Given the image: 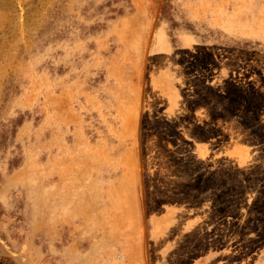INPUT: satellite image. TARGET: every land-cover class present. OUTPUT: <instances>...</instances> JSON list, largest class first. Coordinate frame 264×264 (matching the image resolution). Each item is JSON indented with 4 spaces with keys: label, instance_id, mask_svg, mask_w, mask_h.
<instances>
[{
    "label": "rangeland",
    "instance_id": "1",
    "mask_svg": "<svg viewBox=\"0 0 264 264\" xmlns=\"http://www.w3.org/2000/svg\"><path fill=\"white\" fill-rule=\"evenodd\" d=\"M0 264H264V0H0Z\"/></svg>",
    "mask_w": 264,
    "mask_h": 264
}]
</instances>
